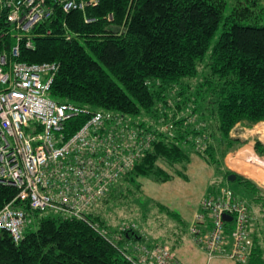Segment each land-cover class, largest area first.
<instances>
[{
    "label": "trees",
    "instance_id": "16d2710c",
    "mask_svg": "<svg viewBox=\"0 0 264 264\" xmlns=\"http://www.w3.org/2000/svg\"><path fill=\"white\" fill-rule=\"evenodd\" d=\"M263 18L262 0H99L84 14L64 12L56 4L52 15L34 27V48L21 46L19 60L59 63L49 93L55 101L130 115L149 130L161 118L172 123L169 133L156 132L151 149L95 206L90 220L115 234L116 228L102 218L103 209L136 197L141 177L166 182L184 175L194 154L226 181L235 173L222 163L244 143L231 130L241 122H264ZM254 148L264 156L259 140ZM235 181L251 191L259 220L247 261L234 264H264V191L238 173ZM16 195L14 187L0 184V209ZM152 205L156 214L167 213L175 222L163 239H148L136 230L121 235L117 245L139 240L178 248L184 229L178 216ZM33 216L34 226L24 230L18 243L0 230V264H132L81 220L50 212Z\"/></svg>",
    "mask_w": 264,
    "mask_h": 264
},
{
    "label": "built area",
    "instance_id": "2783aa9c",
    "mask_svg": "<svg viewBox=\"0 0 264 264\" xmlns=\"http://www.w3.org/2000/svg\"><path fill=\"white\" fill-rule=\"evenodd\" d=\"M98 1L0 0V184L17 190L0 209V230L18 243L24 230L34 226V213L50 212L83 221L132 264H182L167 243L117 245L121 235L137 230L134 223L118 225L111 235L88 218L151 149L156 132H170L171 120L161 118L149 130L130 115L59 103L49 94L59 63L19 60L20 47L34 48L32 30L52 15L56 4L64 12L84 14ZM198 146L205 147L202 140ZM256 156L264 165V156ZM250 220L249 206L232 189L220 186L200 202L189 233L208 260L245 263L252 247Z\"/></svg>",
    "mask_w": 264,
    "mask_h": 264
},
{
    "label": "rangeland",
    "instance_id": "374dc122",
    "mask_svg": "<svg viewBox=\"0 0 264 264\" xmlns=\"http://www.w3.org/2000/svg\"><path fill=\"white\" fill-rule=\"evenodd\" d=\"M230 6L227 7L225 13H228ZM259 24H264V18L259 22ZM221 32V28L219 27L211 40L210 48L217 41L218 36ZM207 59V58H206ZM206 59L204 61H206ZM204 63L201 64V69H204ZM258 127V129H256ZM262 130H264V123H256L249 125L247 123L241 122V124H236L235 127L231 130V133L234 135H238L237 137L242 140L243 145L231 150L234 151L236 149H240L236 154L242 152L240 158L237 159V156H233L232 160L229 159V164L235 168V170L245 173L253 172V170L260 171L259 177V185L264 186V180H262L264 176V165L262 161L256 156L260 155L255 148L251 145H254L256 140H260L264 144V138L262 136ZM264 135V134H263ZM258 138V139H257ZM253 142V143H252ZM246 148L247 151L243 152ZM230 151V152H231ZM229 153V152H228ZM248 156V157H247ZM230 157V156H229ZM188 182L185 183L183 187L178 188L175 186L174 181H170L167 183H158L151 180V177H143L141 179V192H138L136 197H131L130 199H119L116 201H112L111 204L106 206L103 209L104 216L102 217L107 223H110L114 228H117L118 225L123 223H134L137 226V230L140 234L148 239H163L165 231L168 230L170 225H173L174 220L170 219L167 213L156 214V209L152 205V199L157 200L159 197H162L164 203L172 208V211L182 217V214L185 215L183 220L186 221V215L189 214L190 210L195 207V204L202 197L212 195L217 186L223 183H230L233 188L238 189L240 200L244 201L247 205L250 203L251 199V191L243 186L241 183L236 181L227 182L223 179L221 173L214 171L211 167L208 169L211 171L212 178L209 179L208 176H204L202 171L203 168L199 167V169L192 165L190 167ZM258 174V173H257ZM211 184H210V182ZM209 183V190L208 188ZM143 192V193H142ZM205 195V196H204ZM202 198V199H203ZM185 204V210H179V204ZM162 202V203H163ZM128 206L130 210H128ZM94 210V209H93ZM49 212H43L42 215H47ZM146 214V222L144 221V215ZM182 213V214H181ZM175 223V222H174ZM184 226V224H182ZM116 226V227H115ZM232 224L227 225V232H230ZM233 228V227H232ZM159 242V241H158ZM156 243V242H155ZM161 243V242H159Z\"/></svg>",
    "mask_w": 264,
    "mask_h": 264
},
{
    "label": "crops",
    "instance_id": "0c3cea01",
    "mask_svg": "<svg viewBox=\"0 0 264 264\" xmlns=\"http://www.w3.org/2000/svg\"><path fill=\"white\" fill-rule=\"evenodd\" d=\"M259 123H264V122H258ZM239 124V123H237ZM241 124V123H240ZM231 136H234V137H237L238 135H234L231 133ZM239 137V136H238ZM240 138V137H239ZM258 139V138H257ZM259 140V139H258ZM260 141V140H259ZM261 142V141H260ZM253 143V142H252ZM262 143V142H261ZM263 144V143H262ZM264 145V144H263ZM253 148H254V145L252 144L251 145ZM241 149V148H240ZM240 149H236L234 151H231L229 153H227L225 155V157L223 158V166L225 169H229L235 173H238L240 175H243L245 176L246 178L248 179H251L252 181H254L263 191H264V186L262 185H259L258 181H259V176H260V171H255L253 170V172L251 173H242V172H239L237 170H235V168H233L228 160L229 159H233L235 157H229V155L233 154V153H237ZM244 151H247L246 148H243ZM241 154H243L242 152H240V154L237 156V159L240 158ZM195 166L199 169V167H202L203 170L202 171H207V172H203V175L205 176H208L209 179L212 178V174H211V171L208 169L209 168H213L214 171H217L215 170V168L213 166H211L204 158H202L200 155H197V154H194L191 162L185 167L183 173L184 175L182 176H173L172 178H170L168 181L166 182H158V183H167V182H170V181H174L175 182V186H177L178 188L180 187H183L185 185V183L188 182V178H189V172H190V167ZM218 172V171H217ZM258 173V174H257ZM143 177L139 178L138 179V183L140 184V187L142 185L141 183V179ZM153 180V179H151ZM155 181V180H153ZM156 182V181H155ZM210 182V181H209ZM211 184V182H210ZM220 186H225V187H228L230 189L233 190L235 196L237 197V199L239 198V193L238 192V189L236 188H233L232 185H230V183H223V184H220L217 186V188L214 190L213 194L214 195L218 188ZM141 190V189H140ZM209 190V183H208V188L206 191ZM142 191V190H141ZM143 193V192H142ZM205 196V195H204ZM203 198V197H202ZM202 198L199 199V201L196 202L195 204V207L193 209L190 210L189 214L186 215V221L187 222H184L183 218L185 215H183L182 213V217L181 218L180 216L178 217H175L176 219H179L181 221L182 224H184L183 226V238H182V242L181 244L178 246V248H176L174 251H175V255L177 257V260L179 262H181L182 264H234L235 262L230 260V259H227V258H214V259H211V260H208L207 258V255L205 253L204 250H202L194 241V239L192 238V236L190 235L189 233V227L193 224L194 222V218H195V214L196 212L199 211L200 209V202L202 201ZM162 200V197H159L157 200L155 199H152V202H155L156 204H160V205H163L164 207H166L167 209L171 210L172 211V208L170 206H168L166 203H164L163 201H160ZM251 200V199H250ZM163 202V203H162ZM153 204V203H152ZM249 206V214H250V236H251V239H252V236H253V233H254V230H255V226H256V223H258L257 221L259 220V216L257 215L256 213V208H255V204H253L251 201L250 203L248 204ZM179 210H182L184 211L185 210V204L183 205L182 204V201L181 203L179 204ZM173 212V211H172ZM132 223V222H130ZM174 224V223H173ZM175 225V224H174ZM205 225V224H204ZM231 240H229V243H228V246L227 248L230 249V247L232 246L231 244Z\"/></svg>",
    "mask_w": 264,
    "mask_h": 264
},
{
    "label": "water",
    "instance_id": "95a60500",
    "mask_svg": "<svg viewBox=\"0 0 264 264\" xmlns=\"http://www.w3.org/2000/svg\"><path fill=\"white\" fill-rule=\"evenodd\" d=\"M235 179H236V173H232V174L228 175V177H227V181H229V182L235 181ZM223 218L226 221H230L231 220V216H229L227 214H224Z\"/></svg>",
    "mask_w": 264,
    "mask_h": 264
},
{
    "label": "bare ground",
    "instance_id": "6f19581e",
    "mask_svg": "<svg viewBox=\"0 0 264 264\" xmlns=\"http://www.w3.org/2000/svg\"><path fill=\"white\" fill-rule=\"evenodd\" d=\"M256 129H258V127H256ZM260 133H262V136H263V138H264V130H262V132H260ZM248 157V156H247ZM245 173H248L247 171L245 172ZM260 178H261V176H259ZM262 180H264V176H263V178H262Z\"/></svg>",
    "mask_w": 264,
    "mask_h": 264
}]
</instances>
